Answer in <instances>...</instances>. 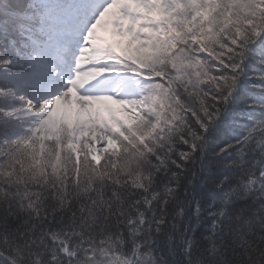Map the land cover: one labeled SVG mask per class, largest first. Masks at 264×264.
<instances>
[{
  "label": "snow or ice",
  "instance_id": "snow-or-ice-1",
  "mask_svg": "<svg viewBox=\"0 0 264 264\" xmlns=\"http://www.w3.org/2000/svg\"><path fill=\"white\" fill-rule=\"evenodd\" d=\"M0 264H264V0H0Z\"/></svg>",
  "mask_w": 264,
  "mask_h": 264
}]
</instances>
